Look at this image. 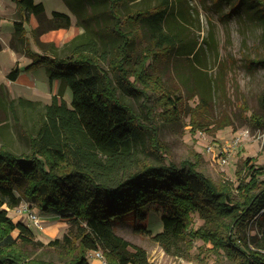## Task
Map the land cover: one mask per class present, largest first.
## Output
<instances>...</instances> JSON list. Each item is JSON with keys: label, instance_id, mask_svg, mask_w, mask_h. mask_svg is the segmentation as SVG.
<instances>
[{"label": "trees", "instance_id": "trees-1", "mask_svg": "<svg viewBox=\"0 0 264 264\" xmlns=\"http://www.w3.org/2000/svg\"><path fill=\"white\" fill-rule=\"evenodd\" d=\"M14 1L21 11L14 30L23 37L25 23L32 16L40 24L46 19V7L37 0ZM65 1L74 9L71 0ZM103 1L108 3L106 11L114 21L113 35L119 37L111 55L104 56L95 40L78 36L72 40L68 55L30 52L31 62L23 69L13 67L7 75L16 81L23 70L45 65L50 85L59 81V89L44 105V120L38 123L37 132L27 133L28 152L18 154L7 144L0 146V264H52L28 261L19 249L18 241H34L32 229L9 215L8 208L18 206L22 195L34 200L41 212L57 214L75 225V231L63 240L51 242L68 247L64 264H91L87 254L92 250H102L109 264H153L147 250L118 234L114 224L123 215L144 219L143 210L154 203L164 213L163 230L153 237L167 252L182 255L185 235L190 232L226 251L229 262L219 264H264V252L252 249L238 232L254 217L264 220V179L260 177L264 166L247 158L237 171L239 183L234 186L233 181L216 183L192 160L177 165L153 163L138 156L139 141L146 132L152 141L156 138L155 147L161 149L156 142L157 128L144 125L118 91L149 93L155 86L167 110L178 113V102L162 83L161 75L149 72L154 61H162V55L178 47L177 34L168 25L171 0L131 9L124 15L122 8L130 0ZM245 1L236 0L232 9ZM252 2L258 5L264 20V0H249L246 4ZM50 20L52 29L72 25V17L57 10L52 11ZM128 22L132 29L125 26ZM143 26L148 27L151 42L139 51L134 28L143 30ZM151 58L153 62L148 63ZM103 60L108 61L107 65ZM66 87L72 90L70 103L64 97ZM38 103L19 97L11 100V107L33 111ZM196 110L190 108L192 116ZM257 121L264 126L261 118ZM243 170H248L251 179L248 174L241 176ZM195 212L207 224L218 227L192 231Z\"/></svg>", "mask_w": 264, "mask_h": 264}, {"label": "rangeland", "instance_id": "rangeland-1", "mask_svg": "<svg viewBox=\"0 0 264 264\" xmlns=\"http://www.w3.org/2000/svg\"><path fill=\"white\" fill-rule=\"evenodd\" d=\"M46 7V19L42 24L35 16L25 23L26 34L19 36L14 30V21L20 18V8L14 0H0V146L7 144L16 153L30 150L27 133H35L38 123L43 122L46 103L58 92L59 81L50 85L45 65L31 71L23 70L16 81L7 75L17 65L23 69L31 62L30 52L52 51L66 56L72 50V40L93 39L104 56L111 55L119 43L113 35V19L108 15L107 2L103 0H71L72 9L65 0H37ZM160 0H130L123 6V15L131 9L154 6ZM236 0H171L168 25L177 34L178 47L162 55L159 62L151 58V69L161 75L169 92H173L179 111L173 114L159 99L155 86L152 92L134 91L119 94L139 114L144 125L157 128V141L146 132L140 138L138 156L153 163H175L185 160L197 162V169L211 177L216 183H239L238 173L247 158L257 166H264V20L261 11L249 0L233 10ZM68 13L72 25L67 28H51L52 11ZM132 29L129 22L125 25ZM135 29L136 49L144 50L150 44L148 27ZM193 50L188 55L187 52ZM108 55V57H109ZM106 60L102 63L107 65ZM133 77H131V80ZM133 81V80H132ZM141 87L139 83L136 84ZM70 87L64 89L68 103L72 100ZM25 97L38 101L33 111L11 107V100ZM197 110L192 116L190 108ZM195 116V117H194ZM194 117V118H193ZM193 118V119H192ZM194 120V121H193ZM241 134V141L234 139ZM213 142V143H212ZM230 146L227 161L222 163L217 153L208 152L210 144ZM224 156V155H223ZM243 175L248 170H243ZM264 179V175L260 176ZM260 178V179H261ZM25 185V184H24ZM22 192V191H21ZM235 194L238 191L235 189ZM235 198H239L235 195ZM15 221L27 224L33 231L31 243L18 241L19 249L28 261L43 260L52 264H64L68 256L67 246L52 244L55 239L63 240L75 225L57 214L40 211L37 203L22 195L20 204L8 208ZM30 211L37 214L40 226L29 218ZM144 219L123 215L115 220L114 229L132 243L144 247L153 264H219L229 262L224 249L216 248L212 241L185 235L183 254L176 255L154 239L163 230L162 214L157 203L149 204L144 210ZM207 224L198 212L193 213L190 229L218 227ZM189 229V230H190ZM146 230V231H145ZM227 232V231H226ZM239 234L246 237L252 249L264 252V220L252 218ZM228 233V232H227ZM17 236L18 231H14ZM234 236L235 233L233 232ZM238 235V234H237ZM88 258L91 264H101L98 259Z\"/></svg>", "mask_w": 264, "mask_h": 264}, {"label": "built area", "instance_id": "built-area-1", "mask_svg": "<svg viewBox=\"0 0 264 264\" xmlns=\"http://www.w3.org/2000/svg\"><path fill=\"white\" fill-rule=\"evenodd\" d=\"M241 139H242L241 134H239L237 137H235L234 145L239 144ZM207 150H208V152L217 153L216 157H218V159H220V161L222 163H225L227 161V152L230 150V146H224L223 144H218V143L217 144H210L207 146ZM29 218L31 220H33L37 225L40 226L41 221L39 219V216L37 214L33 213V211H30ZM91 257L98 259L101 262V264H109L106 256L102 252V250H92Z\"/></svg>", "mask_w": 264, "mask_h": 264}, {"label": "crops", "instance_id": "crops-1", "mask_svg": "<svg viewBox=\"0 0 264 264\" xmlns=\"http://www.w3.org/2000/svg\"><path fill=\"white\" fill-rule=\"evenodd\" d=\"M19 76H20V75H19ZM55 82H57V81H55ZM55 82H54V83H55Z\"/></svg>", "mask_w": 264, "mask_h": 264}]
</instances>
